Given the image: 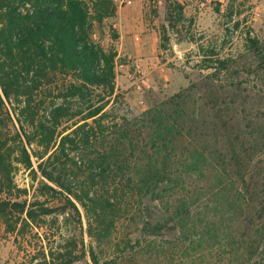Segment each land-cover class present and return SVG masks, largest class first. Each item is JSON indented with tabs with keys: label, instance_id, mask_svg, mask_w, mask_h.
Instances as JSON below:
<instances>
[{
	"label": "trees",
	"instance_id": "obj_1",
	"mask_svg": "<svg viewBox=\"0 0 264 264\" xmlns=\"http://www.w3.org/2000/svg\"><path fill=\"white\" fill-rule=\"evenodd\" d=\"M117 12L116 0H0V220L29 249L21 264H140L170 224L201 264H264V107L204 117L186 88L119 116L117 53L96 39ZM247 40L264 98V42ZM214 56L198 79L217 90L237 62Z\"/></svg>",
	"mask_w": 264,
	"mask_h": 264
},
{
	"label": "rangeland",
	"instance_id": "obj_2",
	"mask_svg": "<svg viewBox=\"0 0 264 264\" xmlns=\"http://www.w3.org/2000/svg\"><path fill=\"white\" fill-rule=\"evenodd\" d=\"M139 1L137 9L133 10L135 13L120 18L116 15L96 29L97 41L117 53L119 116L133 117L138 111L147 109L150 101H162L186 88L191 95L188 107L197 114L204 113V117L219 113L232 120L236 116L234 106L264 107V98L257 93L256 68L244 59L249 54V36L264 42V0ZM117 5L118 9L124 8L127 0ZM127 18L139 20L140 24L131 26ZM204 54L214 59H236L237 63L231 66L234 77L228 79V83H217V90L198 79ZM258 111V115H263V111ZM211 141L209 149L213 153L220 151L221 145H216L213 137ZM29 173L18 166L15 181L20 189L28 188L33 195L32 186H37V182H33ZM13 193V197H25L17 190ZM143 212L146 217L152 215L157 219V209L152 204L145 203ZM141 229L146 236L155 233L151 228L143 230V225ZM130 231L141 233L135 226ZM157 234V243L144 244L146 255L140 260L138 257V263L201 264L197 259L199 252L193 250L191 241L177 240L179 236L172 224ZM148 239L152 238H145ZM27 250L20 248L15 235L7 232L0 220V264H21L27 257ZM129 256V260L137 257Z\"/></svg>",
	"mask_w": 264,
	"mask_h": 264
},
{
	"label": "crops",
	"instance_id": "obj_3",
	"mask_svg": "<svg viewBox=\"0 0 264 264\" xmlns=\"http://www.w3.org/2000/svg\"><path fill=\"white\" fill-rule=\"evenodd\" d=\"M116 1H117V3H121L122 4L126 0H116ZM139 3H140L139 0H127V5L124 8H122L120 6V8L118 9V12H117L118 18H120L122 15L127 14V13L131 14L134 9H137L138 6H136V5H138ZM133 13H135V12H133ZM126 22H128L131 26H135L137 24H140L139 20H136V19L133 20L131 18H127Z\"/></svg>",
	"mask_w": 264,
	"mask_h": 264
}]
</instances>
